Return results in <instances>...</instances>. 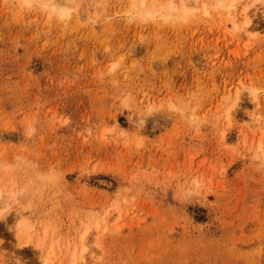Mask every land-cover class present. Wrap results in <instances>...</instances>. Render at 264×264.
Segmentation results:
<instances>
[{
	"label": "rangeland",
	"instance_id": "rangeland-1",
	"mask_svg": "<svg viewBox=\"0 0 264 264\" xmlns=\"http://www.w3.org/2000/svg\"><path fill=\"white\" fill-rule=\"evenodd\" d=\"M47 1L0 0V264H264V0Z\"/></svg>",
	"mask_w": 264,
	"mask_h": 264
},
{
	"label": "bare ground",
	"instance_id": "bare-ground-1",
	"mask_svg": "<svg viewBox=\"0 0 264 264\" xmlns=\"http://www.w3.org/2000/svg\"><path fill=\"white\" fill-rule=\"evenodd\" d=\"M46 1V0H45ZM47 2H52L53 3V0H48ZM220 2H221V4H223V2H224V0H220ZM52 3H50V4H52ZM56 8V7H55ZM57 9L58 10H60V12L62 13V15L63 16H67V10L65 9H63V8H61V7H57ZM155 12H157V13H162V10L160 9V11L159 10H155ZM165 14H166V16H172V15H175V7L174 6H172V4H170L169 6H168V9H166V11H165ZM4 194V193H3ZM12 195H13V193H12ZM0 197H2V196H0ZM48 261V260H47ZM45 264H47L46 263V261H45Z\"/></svg>",
	"mask_w": 264,
	"mask_h": 264
}]
</instances>
